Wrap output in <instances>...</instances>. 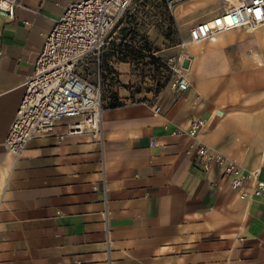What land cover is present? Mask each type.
Segmentation results:
<instances>
[{"label":"crops","instance_id":"1","mask_svg":"<svg viewBox=\"0 0 264 264\" xmlns=\"http://www.w3.org/2000/svg\"><path fill=\"white\" fill-rule=\"evenodd\" d=\"M76 1L18 0L11 20L0 16V264H264V200H239L215 165L203 170L185 153L201 144L264 181V119L232 104L234 96L258 97L259 70L245 90L235 89L244 80L229 78L221 89L220 78L200 72L182 94L165 92L157 112L142 102L106 107L101 144L64 134L61 120L15 160L5 152L43 35ZM190 1L202 19L220 8L212 9L216 0ZM255 36H264L263 27ZM246 56L264 69L257 54ZM203 62L213 66L207 55ZM192 118L203 120L193 140L173 134Z\"/></svg>","mask_w":264,"mask_h":264},{"label":"built area","instance_id":"2","mask_svg":"<svg viewBox=\"0 0 264 264\" xmlns=\"http://www.w3.org/2000/svg\"><path fill=\"white\" fill-rule=\"evenodd\" d=\"M179 0H163L172 14ZM131 0H80L65 6L52 20L43 35L39 52L32 62V72L21 83V96L14 116L3 138L5 152L12 160L18 158L28 142L36 137L48 136L56 124L64 123V134H85L102 142L103 110L100 82L99 56L105 48L107 37ZM221 6L209 18L198 20L187 29L186 38L198 44L211 41L220 32L232 29H254L264 25V0H220ZM18 0H0V16L11 20ZM182 40L173 54L164 61L169 76L167 86L182 93L188 90L189 81L181 67L185 59ZM88 59L95 62L94 79L88 80L78 71ZM264 66V58L262 59ZM153 111L158 107L153 105ZM203 126L201 118H192L186 128H175L173 134L193 140ZM192 153H191V151ZM191 153L205 170L215 165L229 188L239 200H264V181L257 170H242L233 160L206 150L201 144H189ZM104 236L106 234L103 210Z\"/></svg>","mask_w":264,"mask_h":264},{"label":"rangeland","instance_id":"3","mask_svg":"<svg viewBox=\"0 0 264 264\" xmlns=\"http://www.w3.org/2000/svg\"><path fill=\"white\" fill-rule=\"evenodd\" d=\"M220 6L221 2L216 0L212 9ZM199 8L193 1L183 0L175 5L171 14L165 8L163 0H131L127 11L108 34L105 48L99 56L103 109L110 102H117L119 105L133 102L153 105L161 102L165 92H175L167 86L169 73L164 61L174 53L180 40L187 39L188 27L197 20H203L205 13ZM257 29L259 28L224 31L220 46L214 44L215 40L194 45H188L187 41L185 47H188L187 53L190 56H186V51L182 50L186 57L181 64L183 69L187 68L183 70L187 79L190 80L202 72V76L208 80L220 78L224 82L220 86L221 89L225 88L224 84L229 78H235L236 82L244 80L243 86L235 87L237 90L252 89L245 84L251 75L258 74V70L264 75V69L254 63L251 65L246 56L247 53L257 54L260 63L264 58V36L261 39L256 37ZM205 55L210 58L213 66L210 62L209 66L205 65ZM122 56L123 61H120ZM94 63L92 59H88L84 66L77 67V71L88 80H93ZM118 63L125 65H117ZM245 64H249V67ZM206 66L209 70L215 68L204 73ZM219 69L222 74L216 73ZM254 88V94L258 97L244 95L239 99L234 96L232 99L235 102L232 104L236 109L258 112L256 118L263 120L264 93L261 91L264 90V82Z\"/></svg>","mask_w":264,"mask_h":264},{"label":"bare ground","instance_id":"4","mask_svg":"<svg viewBox=\"0 0 264 264\" xmlns=\"http://www.w3.org/2000/svg\"><path fill=\"white\" fill-rule=\"evenodd\" d=\"M181 1H182V0H179L178 3H180ZM263 26H264V25H261V26H258V27H256V28H260V27H263ZM256 28H254V29H250V30H255ZM213 40H214V39H213ZM181 44H182V45H181L182 48L184 49V44H185V43L182 41ZM188 44H189V45H194V43L189 42V41H188ZM183 49H182V50H183ZM183 51H184V50H183ZM183 54H184V53H183ZM184 70H187V68H184ZM153 105H154V104H153Z\"/></svg>","mask_w":264,"mask_h":264},{"label":"trees","instance_id":"5","mask_svg":"<svg viewBox=\"0 0 264 264\" xmlns=\"http://www.w3.org/2000/svg\"><path fill=\"white\" fill-rule=\"evenodd\" d=\"M125 47H126V45H125ZM124 56H122L119 60L120 61H123V58ZM119 104L117 103V102H110V103H108V105H107V107H109V108H111V107H115V106H118Z\"/></svg>","mask_w":264,"mask_h":264}]
</instances>
